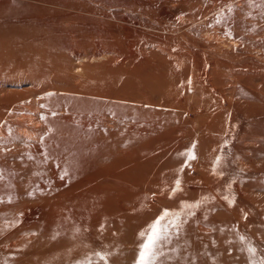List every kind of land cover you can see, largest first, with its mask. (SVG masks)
Masks as SVG:
<instances>
[{
	"label": "rangeland",
	"instance_id": "rangeland-1",
	"mask_svg": "<svg viewBox=\"0 0 264 264\" xmlns=\"http://www.w3.org/2000/svg\"><path fill=\"white\" fill-rule=\"evenodd\" d=\"M1 73L0 264H264V0H0Z\"/></svg>",
	"mask_w": 264,
	"mask_h": 264
},
{
	"label": "snow or ice",
	"instance_id": "snow-or-ice-1",
	"mask_svg": "<svg viewBox=\"0 0 264 264\" xmlns=\"http://www.w3.org/2000/svg\"><path fill=\"white\" fill-rule=\"evenodd\" d=\"M178 186L179 181H177V188ZM168 216L169 210L166 209L148 225L146 230H142L138 234L140 243L134 264H159L160 257L163 255V246L169 240L171 229L177 227V219L179 218L178 215L173 214V218L168 220ZM249 251H254V249L250 248ZM96 255L104 264H108L106 254L96 253Z\"/></svg>",
	"mask_w": 264,
	"mask_h": 264
},
{
	"label": "bare ground",
	"instance_id": "bare-ground-1",
	"mask_svg": "<svg viewBox=\"0 0 264 264\" xmlns=\"http://www.w3.org/2000/svg\"><path fill=\"white\" fill-rule=\"evenodd\" d=\"M1 48H2V47H1ZM5 58H6V57H5ZM78 62L80 63L79 66H78V68H79V67H82V66H81V65H82V64H81V63H82L81 60H79ZM3 65H4V64H3ZM16 65H17V64H16ZM17 67H18V66H17ZM81 69H82V68H81ZM81 69H79V70H81ZM18 70H19V68H18ZM18 70H17V71H18ZM15 71H16V70H15ZM18 72H19V71H18ZM5 73H6V72H5ZM16 73H17V72H15L14 74L16 75ZM8 74H9V73H8ZM10 76H11V75H10ZM10 76H8L7 74H4V73H3V74H2V73L0 74V90H1V91L4 90V89H2V88L4 87V85H5V84H3V81H4V80L6 81V80H8V79H11V78H8V77H10ZM16 76H17V75H16ZM7 78H8V79H7ZM18 78H19V77H18ZM21 80H24V79H21ZM21 80H20V81H21ZM8 95H9V94H8ZM9 97H12V96H9ZM5 98H6V96H5ZM8 99H9V98H8Z\"/></svg>",
	"mask_w": 264,
	"mask_h": 264
}]
</instances>
